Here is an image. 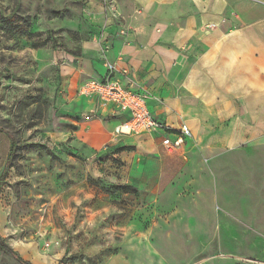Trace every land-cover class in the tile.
I'll return each instance as SVG.
<instances>
[{
    "label": "rangeland",
    "instance_id": "rangeland-1",
    "mask_svg": "<svg viewBox=\"0 0 264 264\" xmlns=\"http://www.w3.org/2000/svg\"><path fill=\"white\" fill-rule=\"evenodd\" d=\"M144 3L0 0V238L30 264H264V143L169 152L81 94L106 63L131 89L108 53Z\"/></svg>",
    "mask_w": 264,
    "mask_h": 264
},
{
    "label": "crops",
    "instance_id": "crops-1",
    "mask_svg": "<svg viewBox=\"0 0 264 264\" xmlns=\"http://www.w3.org/2000/svg\"><path fill=\"white\" fill-rule=\"evenodd\" d=\"M143 2L141 16L125 18L128 34L111 41L108 59L116 70L130 72L121 79L133 89L126 90L145 94L148 86L147 105L154 118L173 131L187 127L191 137L175 151L264 143V4ZM99 67L92 79L106 76L104 65ZM97 103L115 119L114 128L125 120L112 104ZM96 137H89L91 143ZM120 137L148 138L162 149L163 138L173 139L165 133Z\"/></svg>",
    "mask_w": 264,
    "mask_h": 264
},
{
    "label": "built area",
    "instance_id": "built-area-1",
    "mask_svg": "<svg viewBox=\"0 0 264 264\" xmlns=\"http://www.w3.org/2000/svg\"><path fill=\"white\" fill-rule=\"evenodd\" d=\"M111 10L113 6L110 7ZM106 76L102 80H88L81 88L83 96L95 97L102 105L112 104L125 120L114 128L115 136H154L159 133L172 134L173 139L163 138L161 145L169 152L181 148L186 138L191 137L187 127L173 131L159 122L148 109L147 95L126 90L114 81V67L106 63Z\"/></svg>",
    "mask_w": 264,
    "mask_h": 264
},
{
    "label": "trees",
    "instance_id": "trees-1",
    "mask_svg": "<svg viewBox=\"0 0 264 264\" xmlns=\"http://www.w3.org/2000/svg\"><path fill=\"white\" fill-rule=\"evenodd\" d=\"M118 189L121 190H126L125 187H119ZM0 251L8 254V255H12L16 258V260L20 263V264H30L28 262L23 261L20 257H18L15 252H13V250L7 246L4 242H2L1 238H0Z\"/></svg>",
    "mask_w": 264,
    "mask_h": 264
}]
</instances>
